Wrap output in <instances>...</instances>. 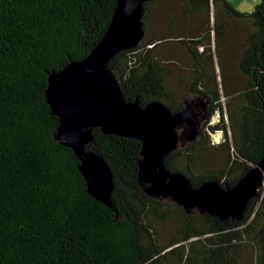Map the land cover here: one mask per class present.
<instances>
[{"label":"trees","instance_id":"obj_1","mask_svg":"<svg viewBox=\"0 0 264 264\" xmlns=\"http://www.w3.org/2000/svg\"><path fill=\"white\" fill-rule=\"evenodd\" d=\"M145 3L146 34L134 48L109 62L125 98L141 103L159 98L172 110L185 107L166 80L160 43L179 40L191 54L195 73L190 90L209 99L207 119L198 137L166 158L195 186L218 179L233 186L264 155V0L242 12L229 0H184L175 14L195 19L213 14L197 34L175 29L172 19L162 33L149 35L151 6ZM118 0H0V264H164L176 254L185 264H264V185L243 219L187 212L168 199L146 193L138 178L142 142L94 129L88 150L105 156L115 175L112 206L95 198L81 173L75 151L55 138L59 118L47 100L49 72L87 56L109 27ZM214 5V13L211 5ZM175 20V19H174ZM248 23L239 67L245 83L238 96L204 81L206 64L225 60L232 22ZM215 31V49L212 32ZM226 36V37H225ZM215 102V103H214ZM227 158L217 172H203L202 149L211 145L206 127L216 111ZM225 114L228 122L225 119ZM213 146V145H211ZM177 210V214L174 212ZM177 216L170 240L161 241L154 219ZM170 248L169 250H167ZM167 250V251H166Z\"/></svg>","mask_w":264,"mask_h":264},{"label":"water","instance_id":"obj_2","mask_svg":"<svg viewBox=\"0 0 264 264\" xmlns=\"http://www.w3.org/2000/svg\"><path fill=\"white\" fill-rule=\"evenodd\" d=\"M148 1L118 0L108 29L91 52L49 72L46 97L59 118L55 138L75 151L88 191L109 206L115 187L113 169L104 155L87 149L95 128L142 142L138 178L148 195L170 199L189 213L198 209L222 220H241L264 185V155L233 186L218 179L195 186L187 174L171 170L166 158L198 137L208 102L186 100L184 108L174 111L159 98L145 105L139 97L127 100L109 67L118 52L136 47L144 38Z\"/></svg>","mask_w":264,"mask_h":264},{"label":"rangeland","instance_id":"obj_3","mask_svg":"<svg viewBox=\"0 0 264 264\" xmlns=\"http://www.w3.org/2000/svg\"><path fill=\"white\" fill-rule=\"evenodd\" d=\"M235 7L242 12H252L261 0H229ZM185 4L184 0H156L151 6L150 21H149V35L153 32L159 34L164 32L169 27V20L174 22V28L189 29L192 34H197L202 26H205V21L211 20L214 22L213 14H207L205 12L200 13L195 19H190L188 16L175 14V10H180L181 6ZM211 10L214 13V5H211ZM175 19V20H174ZM232 30H229V34L225 40V60L222 63L219 62L218 56H216L215 62H208L206 64V75L204 81L208 87H219L222 89V76L221 67L225 74V84L229 91H232L234 96H238L244 83L245 76L242 74L239 61L242 50V44L246 34L249 31V24L245 22L234 21L232 22ZM226 37V36H225ZM212 47L215 49L216 39L215 31L212 32ZM156 56L164 62L166 72V80L170 89L175 93L176 99L182 100H195L198 104L200 101L208 102L204 95L192 92L190 90V80L195 73V67L193 59L189 50L177 39H168L160 43L157 47ZM217 102L221 103L224 110H227L228 96L221 90V98ZM215 103V102H214ZM202 107V106H200ZM221 111L218 110L211 118L209 123L205 125V132L209 134L211 145L208 148L202 149L198 164L203 172L211 173L217 172L224 164L227 158L225 147L219 146L224 141V132L222 130L212 131L208 128L210 124H216L221 121ZM225 119L227 120L226 114ZM203 131V122L200 127ZM182 130V128H181ZM170 201V199H168ZM172 202V201H170ZM177 214V210L174 211ZM153 224L161 241L168 242L176 230L178 220L176 215L168 219H154ZM168 248L167 250H169ZM166 250V251H167ZM164 264H185L184 260L176 254H166Z\"/></svg>","mask_w":264,"mask_h":264},{"label":"bare ground","instance_id":"obj_4","mask_svg":"<svg viewBox=\"0 0 264 264\" xmlns=\"http://www.w3.org/2000/svg\"><path fill=\"white\" fill-rule=\"evenodd\" d=\"M207 112V111H206Z\"/></svg>","mask_w":264,"mask_h":264}]
</instances>
